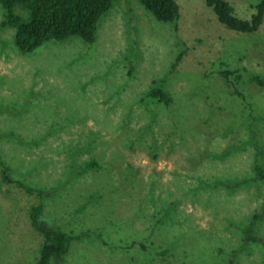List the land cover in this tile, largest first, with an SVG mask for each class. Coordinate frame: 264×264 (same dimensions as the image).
I'll use <instances>...</instances> for the list:
<instances>
[{
  "label": "rangeland",
  "instance_id": "374dc122",
  "mask_svg": "<svg viewBox=\"0 0 264 264\" xmlns=\"http://www.w3.org/2000/svg\"><path fill=\"white\" fill-rule=\"evenodd\" d=\"M174 1L177 18L160 22L113 0L91 43L25 53L0 25V166L41 190L0 179V264L35 263L37 202L71 236L48 264H264V176L253 177L256 160L264 174V14L236 32L203 0ZM224 1L248 19L259 0ZM162 77L167 105L145 96ZM258 213L257 240L242 242Z\"/></svg>",
  "mask_w": 264,
  "mask_h": 264
},
{
  "label": "trees",
  "instance_id": "16d2710c",
  "mask_svg": "<svg viewBox=\"0 0 264 264\" xmlns=\"http://www.w3.org/2000/svg\"><path fill=\"white\" fill-rule=\"evenodd\" d=\"M113 0H0L3 10L0 25L13 29L12 41L20 52H30L46 40H63L68 37H78L86 43L94 41V33L98 18L111 6ZM204 4L212 10L216 20L224 27L236 32H253L262 21L264 14V0H259L253 5L254 12L248 19H241L233 15L232 7L224 0H203ZM156 21H174L178 15V7L174 0H137ZM19 6L26 13L22 18L14 12V7ZM179 56L171 63L170 69H174ZM234 71L219 70L223 78ZM257 83L260 81L253 77ZM159 78L154 86L145 92V96L154 98L164 105L169 103V97L163 90ZM232 92L244 99L242 93L236 90L233 84ZM94 161H88L83 167L95 165ZM0 165L1 161H0ZM5 167L0 166V179L2 182L12 184L26 194L41 195V190L31 187L21 181L10 179ZM254 178L262 179L263 169L258 161L253 163ZM242 180L232 183H220L225 188L237 186ZM215 185L217 183H214ZM41 204L39 202L28 207L27 216L30 226L42 236V241L37 248V257L34 264H48L51 258L60 259L67 251L71 236L57 226L48 223L41 218ZM264 211V210H263ZM259 214H253L248 224L241 228L242 242L251 240L255 242L251 230ZM244 239V240H243Z\"/></svg>",
  "mask_w": 264,
  "mask_h": 264
}]
</instances>
